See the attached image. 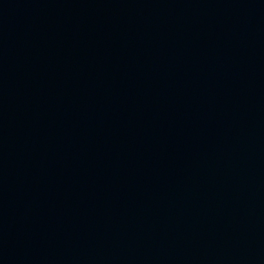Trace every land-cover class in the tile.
I'll list each match as a JSON object with an SVG mask.
<instances>
[{
    "label": "water",
    "instance_id": "obj_1",
    "mask_svg": "<svg viewBox=\"0 0 264 264\" xmlns=\"http://www.w3.org/2000/svg\"><path fill=\"white\" fill-rule=\"evenodd\" d=\"M0 264H264V0H0Z\"/></svg>",
    "mask_w": 264,
    "mask_h": 264
}]
</instances>
